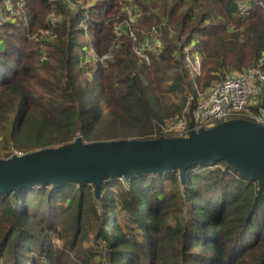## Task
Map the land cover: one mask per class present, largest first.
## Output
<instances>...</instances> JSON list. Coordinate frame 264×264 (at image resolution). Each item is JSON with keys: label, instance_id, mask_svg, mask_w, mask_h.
<instances>
[{"label": "trees", "instance_id": "1", "mask_svg": "<svg viewBox=\"0 0 264 264\" xmlns=\"http://www.w3.org/2000/svg\"><path fill=\"white\" fill-rule=\"evenodd\" d=\"M119 1L90 7L87 33L96 57L83 49V9L70 10L62 0L55 1L62 20L52 40L35 37L46 27L48 0H26L27 26L3 24L4 143L28 153L77 135L85 142L158 137L159 125L180 117L191 93L194 80L180 47L190 42L203 56L201 90L217 82L223 68L261 63L264 69L258 4L242 19L234 0H149L146 7L133 0L142 13L132 25L137 38L162 18L172 31L158 28L164 49L147 65L128 34L114 33L127 17ZM0 264H264V186L218 161L190 168L184 180L177 170L114 178L97 198L92 185L74 184L0 194Z\"/></svg>", "mask_w": 264, "mask_h": 264}, {"label": "water", "instance_id": "2", "mask_svg": "<svg viewBox=\"0 0 264 264\" xmlns=\"http://www.w3.org/2000/svg\"><path fill=\"white\" fill-rule=\"evenodd\" d=\"M223 161L238 175L264 186V126L244 118L210 128L188 130L186 137L158 136L73 141L0 159V194L50 186L92 185L99 197L104 183L177 170L181 180L200 164Z\"/></svg>", "mask_w": 264, "mask_h": 264}, {"label": "built area", "instance_id": "3", "mask_svg": "<svg viewBox=\"0 0 264 264\" xmlns=\"http://www.w3.org/2000/svg\"><path fill=\"white\" fill-rule=\"evenodd\" d=\"M57 0H48L51 3V10L45 18V28L38 29L35 37L39 40H52V28L59 24L62 20L60 15L54 12V5ZM101 0H62L64 5L70 9H83V18L80 21V27L86 38V50L92 57H96L92 47L91 39L87 33V22L90 7ZM127 0H120L122 11L126 12L125 7L130 3ZM260 5L264 11V5L257 0H237L236 16L246 18L253 5ZM53 8V9H52ZM130 15V11H128ZM127 14V12H126ZM135 18H125L123 26L114 25V33L119 35L118 29L123 28L125 33L129 35L133 43L132 50L138 57L140 62L147 65L150 64V55L159 56L163 52V41L159 38L158 31L152 29L151 32L143 33L141 38H137L132 31V25L137 21ZM4 22L10 24H23L27 26L28 16L25 11V0H16V3L8 0H0V42L3 39L2 26ZM167 27V21L162 23ZM196 40H194L195 42ZM194 43L180 45L183 56V64L188 72L193 75V84L195 86V95L190 93L186 98V103L180 117L171 118L166 121V125L162 127L158 136L166 137H186L188 130L191 128L195 131L200 128H210L211 126L234 118H242L243 116L251 118V121L264 126V107L260 104L264 103V69L261 63L256 66L232 72L220 81L213 83L204 90L198 88L195 79L201 75L200 52L192 50ZM42 59L45 52L41 51ZM175 55V54H174ZM103 64V59H100ZM257 107V111L253 112L251 108ZM234 117V118H232ZM22 153L14 152L12 155H20ZM10 155V156H12ZM8 156V157H10ZM7 157V158H8ZM195 169H193L194 171ZM105 259L104 253L102 254Z\"/></svg>", "mask_w": 264, "mask_h": 264}, {"label": "rangeland", "instance_id": "4", "mask_svg": "<svg viewBox=\"0 0 264 264\" xmlns=\"http://www.w3.org/2000/svg\"><path fill=\"white\" fill-rule=\"evenodd\" d=\"M8 1H9V2L13 1V2L16 3V0H8ZM88 1H93V0H88ZM96 1H97V0H96ZM137 1H138V0H137ZM139 1H141L143 7L148 6V1H149V0H139ZM234 1H235V6H236V12H237V0H234ZM125 3H126V4H127V3H130L129 6H126V7H125V10H126V12H127V17H125V18H129V17H131V18H134V17H135V18H136L137 16H138V18H139L140 15H141L142 13L140 12L139 8H136V5H134L133 0H127V2H125ZM25 5H26V0H25ZM128 11H130V15H129ZM126 12H125V13H126ZM167 20H168V19H164V18H162L157 26H153V27L150 29V32H151L152 29H155V30L158 31V28L163 27L162 23H163L164 21H167ZM123 21H124V20H122L119 24H116V25L122 27V26H123ZM5 23H9V22H4L3 24H5ZM116 25H115V26H116ZM125 26H127V24H126ZM125 26H123V27H125ZM167 29L170 30V32H172V31H171V27L169 26L168 22H167ZM238 29H239L240 31H242V27H239ZM232 30H234V29H232ZM120 31H123V32L125 33V30H124L123 28L118 29L119 37H120ZM159 38L162 40V38H161L160 36H159ZM78 41H80V39H79ZM179 42H181V41H175V43H177V45H180ZM86 47H87V45L84 46L83 49H86ZM136 57H137V56H136ZM201 57H203V56H201ZM137 58H138V57H137ZM138 60H139V59H138ZM139 61H140V60H139ZM182 62H184V60H183ZM183 65H184V64H183ZM184 67L186 68L185 65H184ZM248 69H249V68H248ZM242 70H243V69H242ZM235 71H239V70H237V69L227 70L226 68H223V70H222L221 72H219V76H218V78H217L216 81H217V82L220 81L223 77H225L226 75H228V74H230V73H232V72H235ZM188 73L190 74L191 77L193 76V75L190 73V71H189ZM192 79H193V77H192ZM196 80H197V79H195V82H196ZM198 88H199V87H198ZM190 92H191L193 95H195V93H196V92H195V86H194L193 82H192V84H191V86H190ZM185 102H186V101H185ZM171 118H176V116H175V117L165 118V119L162 121L163 124H162V125H159V127H158V129H157L158 131H156V133H155L153 136H155L157 133L159 134V133L161 132L162 127H164V126L166 125V121L169 120V119H171ZM79 136H80V135H79ZM80 137H81V136H80ZM156 137H157V135H156ZM14 152H17V153L20 152V153H22V152L19 151L16 147H14L12 143H9V144L4 143L2 137L0 136V159H2V158H7L8 156L12 155ZM204 169H205V167H204ZM193 172H199V170H198V169H195Z\"/></svg>", "mask_w": 264, "mask_h": 264}]
</instances>
